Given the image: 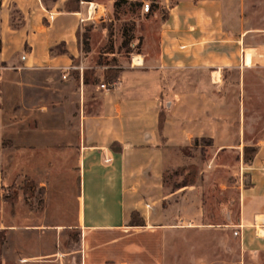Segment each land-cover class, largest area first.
<instances>
[{"label":"crops","instance_id":"obj_1","mask_svg":"<svg viewBox=\"0 0 264 264\" xmlns=\"http://www.w3.org/2000/svg\"><path fill=\"white\" fill-rule=\"evenodd\" d=\"M105 1L69 12L59 5L64 0H0V264H62L72 230L78 264H161L167 228L201 219L199 187L165 194L163 173L186 164L182 150L192 141L213 139L221 128L213 98L220 89L198 81L206 73L220 78L215 55L226 33L224 0H159L168 18L157 55L138 56L141 65H129L104 87L97 113L82 112L72 125L62 111L26 103L28 74L72 66L81 54L80 19L92 16L90 4L102 6L103 15ZM248 48L252 63L263 58ZM24 180L35 185L24 191ZM168 196L175 200L165 207ZM133 213L144 225H129ZM257 216L264 213H243L242 221Z\"/></svg>","mask_w":264,"mask_h":264},{"label":"rangeland","instance_id":"obj_2","mask_svg":"<svg viewBox=\"0 0 264 264\" xmlns=\"http://www.w3.org/2000/svg\"><path fill=\"white\" fill-rule=\"evenodd\" d=\"M56 1L46 0V4L52 6ZM66 1L59 5L64 7ZM108 1L103 15L88 13L81 23L77 34L81 54L65 77L46 70L28 74L27 104L62 111L73 125L82 112L99 111L100 92L110 86L106 73L115 70L119 76L134 64V58L157 55L160 31L168 18L160 1ZM82 2L86 1H81L80 7L87 6ZM224 6L226 33L217 43L215 55L223 65L219 81L213 80L212 73H206V79L199 76L198 81V86L207 89L208 79L220 89L213 98L221 105V128L215 129L213 139L192 141L182 150L186 164L167 167L163 173L165 194L187 186L199 187L201 219L177 221L176 228H167L161 264H264V234L260 236L256 228L257 223L264 226V222L255 218L242 221L243 213H264V56L252 63L255 51L248 48L257 47L264 55V0H224ZM236 37L255 43H233ZM234 47H238L235 59L229 57ZM171 72L174 87L180 86V71ZM197 76L194 74L192 80ZM34 185L24 180L20 188L27 191ZM8 195L12 196L11 191ZM174 200L168 196L163 206ZM129 225L142 226L144 221L133 213ZM77 239L78 233L70 231L69 240L63 242V249L70 250L65 251L62 264H78Z\"/></svg>","mask_w":264,"mask_h":264},{"label":"trees","instance_id":"obj_3","mask_svg":"<svg viewBox=\"0 0 264 264\" xmlns=\"http://www.w3.org/2000/svg\"><path fill=\"white\" fill-rule=\"evenodd\" d=\"M44 3H46V0H42ZM55 1V0H53ZM81 1H89V0H67L65 3V10L69 12L73 11H79L80 9V2ZM78 34V32H77ZM0 48H1V41H0ZM118 73L117 71H111V73L108 75L107 73L105 74V78L107 79L109 84H112L117 80ZM86 82V81H85Z\"/></svg>","mask_w":264,"mask_h":264},{"label":"bare ground","instance_id":"obj_4","mask_svg":"<svg viewBox=\"0 0 264 264\" xmlns=\"http://www.w3.org/2000/svg\"><path fill=\"white\" fill-rule=\"evenodd\" d=\"M96 8H97V10H96ZM89 11H90V13L92 12V13H94L95 15L98 16V15L102 14V12L104 11V8H103L102 6H97V5L95 6L94 4H90V5H89ZM90 18H91V17H90ZM243 55H245V52H244ZM134 63L137 64V65H141V63H142V59H141V57H138V58L134 59ZM256 220H257V222H258V221L264 222V216H257ZM256 226H257V228H258V233H259V234H262L263 231H262V229L260 228V224L257 223Z\"/></svg>","mask_w":264,"mask_h":264},{"label":"built area","instance_id":"obj_5","mask_svg":"<svg viewBox=\"0 0 264 264\" xmlns=\"http://www.w3.org/2000/svg\"><path fill=\"white\" fill-rule=\"evenodd\" d=\"M84 19H85V18H81V19H80V22H83V21H84ZM67 69H69V68H67ZM67 69H66V70H67ZM66 70H65V71H64V73H63V77H65V76H66V74H65V73H66ZM102 87H104V85H102Z\"/></svg>","mask_w":264,"mask_h":264}]
</instances>
